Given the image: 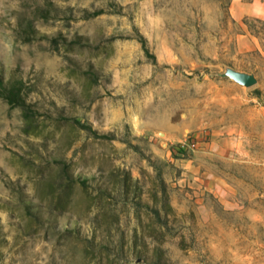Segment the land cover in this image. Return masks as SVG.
Returning <instances> with one entry per match:
<instances>
[{
    "label": "rangeland",
    "instance_id": "obj_1",
    "mask_svg": "<svg viewBox=\"0 0 264 264\" xmlns=\"http://www.w3.org/2000/svg\"><path fill=\"white\" fill-rule=\"evenodd\" d=\"M232 2L0 0V264H264V19Z\"/></svg>",
    "mask_w": 264,
    "mask_h": 264
},
{
    "label": "crops",
    "instance_id": "obj_2",
    "mask_svg": "<svg viewBox=\"0 0 264 264\" xmlns=\"http://www.w3.org/2000/svg\"><path fill=\"white\" fill-rule=\"evenodd\" d=\"M231 14L236 20L246 17L264 19V0H233Z\"/></svg>",
    "mask_w": 264,
    "mask_h": 264
},
{
    "label": "water",
    "instance_id": "obj_3",
    "mask_svg": "<svg viewBox=\"0 0 264 264\" xmlns=\"http://www.w3.org/2000/svg\"><path fill=\"white\" fill-rule=\"evenodd\" d=\"M217 75L222 78H229L245 88L254 87L258 83L255 73L240 71L233 67H226L223 72H218ZM159 134L161 136L165 135L164 132H159Z\"/></svg>",
    "mask_w": 264,
    "mask_h": 264
}]
</instances>
